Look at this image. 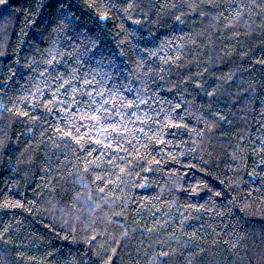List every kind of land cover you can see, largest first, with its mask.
<instances>
[{"label": "trees", "instance_id": "trees-1", "mask_svg": "<svg viewBox=\"0 0 264 264\" xmlns=\"http://www.w3.org/2000/svg\"><path fill=\"white\" fill-rule=\"evenodd\" d=\"M0 264H264V0H0Z\"/></svg>", "mask_w": 264, "mask_h": 264}]
</instances>
